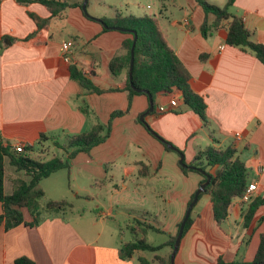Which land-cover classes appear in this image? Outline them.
<instances>
[{
	"label": "crops",
	"instance_id": "obj_1",
	"mask_svg": "<svg viewBox=\"0 0 264 264\" xmlns=\"http://www.w3.org/2000/svg\"><path fill=\"white\" fill-rule=\"evenodd\" d=\"M60 1L71 6L57 16H50L49 9L37 2L24 5L0 0V135L11 146L24 142L29 157L33 154L40 159L51 153V158L65 159L67 150L62 146L69 136L109 120L111 129L104 142L76 153L70 159V167L64 169L67 174L73 172L88 178L85 185L74 183L78 191L71 190L72 196L80 200L77 201L80 207L63 195H53L45 186L70 188V179L59 185L56 180L48 181L59 170L38 184L45 200L39 201L37 224L30 225L33 218L27 208H21L25 223L8 230L0 223V264H9L23 255L36 264H137L135 256L145 258L144 251L135 250L130 256H123V245L134 241H123L120 229L123 221L136 222L140 232L145 229L142 224L153 226L145 233L147 243L154 232H165L168 239L174 235L202 176L195 171L182 172L178 153L165 149L145 126L178 148L187 165L207 146L232 145L245 163L249 184L256 185L249 199L232 201L221 225L212 218L208 194H202L193 206L191 224L180 239L174 264H216L218 258L224 264L252 263L264 232V203L247 227L242 223L250 200L264 197V65L251 52L225 43L226 20L204 37L201 32L204 11L197 0H162L166 4L148 7L149 14L145 8L143 13L132 10V6L145 7L140 0H88L87 15L94 18H113L117 12L122 16H154L168 45L189 71L190 88L206 102L207 122L203 123L183 104L179 90L171 94L160 92L153 99V110L144 115L142 122L140 115L149 107L148 97L140 93L129 100L125 72L116 76L108 69L111 58L124 52L122 42L128 34L105 28L96 19L88 18L81 8L84 0ZM123 7L127 9L123 11ZM229 10L241 19L252 40L264 44V0H234ZM28 12L49 21L35 37L22 43L19 40L37 31ZM212 19L209 14L208 23ZM64 42L70 46L69 62L63 60ZM70 63L76 64L103 92L85 90L71 79L66 70ZM172 98L177 100L174 109L157 111L158 105H166ZM115 110L122 114L111 119ZM235 133L240 134V140L235 139ZM51 150H61L64 155ZM209 171L213 173L215 168ZM160 178L169 180L163 187L167 192L164 203L169 207V216H163V228L156 223H163L161 213L138 216L123 209L124 201L119 197L140 192L148 180ZM14 179L29 180L5 159V194L13 190ZM94 185L99 187L97 194L103 189L111 191L107 186H112L118 196L112 198L115 204L100 201L92 193ZM48 200H66L72 210H80L73 220L66 219L61 215L64 210L42 209ZM78 223L81 226L77 227ZM89 225L100 226L95 235L89 233ZM164 247L166 252L161 256L168 257L172 249Z\"/></svg>",
	"mask_w": 264,
	"mask_h": 264
},
{
	"label": "trees",
	"instance_id": "obj_2",
	"mask_svg": "<svg viewBox=\"0 0 264 264\" xmlns=\"http://www.w3.org/2000/svg\"><path fill=\"white\" fill-rule=\"evenodd\" d=\"M18 4L27 5L37 2L46 6L50 12V16H57L67 7L71 6L67 1L60 0H14ZM204 11L203 24L201 25L202 35L208 36L212 29L220 26L223 20L227 21V36L225 43L243 51H249L254 54L258 61L264 65V44L257 43L250 37L249 30L245 27L240 18L235 17L229 10L234 0H226L224 6H216L205 0H197ZM79 7L81 5H78ZM211 14L213 19L210 23L207 21V16ZM37 26V31L28 34L25 38L19 40L24 43L30 38H33L42 29L48 26V18H42L28 12ZM100 19V18H99ZM100 21L108 27L120 26L126 30L136 32V42L134 46L133 69H132V84L139 88L140 91H135L129 83V61L130 49L133 42V33L126 32L128 38L122 42L123 53L113 56L108 63V69L113 75H119L125 72V91L128 93V98L131 100L135 94H150L152 98L157 93L163 92L171 94L173 90H179L183 98V104L191 111L196 113L203 123L207 122L205 114L206 102L204 98L195 93L189 85L191 76L187 68L178 59L174 50L168 45L164 38L163 31L160 29L157 19L150 15H126L122 16L119 12L113 18H101ZM100 23V22H99ZM71 79H75L85 90L101 93L102 90L95 86L89 77L85 75L74 63H70L66 68ZM120 110H115L111 114V119L116 115H121ZM111 120L106 124L96 123L91 129L78 135H71L68 138L67 144L62 147L67 150L65 159L59 157L50 158L44 162L30 158L27 153L16 152L11 144L3 142L0 135V202L2 203L3 211L0 213V223H4L6 230L15 227L24 222L21 208H27L33 221L30 225H35L39 222L40 204L39 200L43 197V190L38 187L39 182L62 169L70 167V159L80 151H88L91 147L97 146L104 142L109 136L111 129ZM146 129L156 136L163 144L165 149L170 150L168 145H172L165 141L162 137L151 131L147 126ZM41 136L45 135L41 134ZM173 146V145H172ZM25 148V146H24ZM28 148V146H26ZM175 150H178L174 146ZM174 150V151H175ZM236 149L232 145L226 147L207 146L198 153L194 161L190 165L200 167L204 170L215 168V172L209 173L210 182L207 184L204 191L198 194L197 201L202 194H208L212 207L213 220L217 225L227 218L229 205L237 198H243L246 192L249 181L247 178V168L245 163L236 155ZM5 159L14 166L16 171H22L28 176L29 180L14 179L13 190L10 194H5L4 190V167ZM182 172L195 171L202 176L201 182L206 178L197 170L179 165ZM141 171V170H140ZM193 192L187 202V206L193 198ZM196 201V202H197ZM264 203V197L251 199L244 212L243 226L247 227L257 208ZM71 204L66 200L46 201L42 209L47 211H57L66 209ZM187 208V207H186ZM193 210V208H192ZM191 217V214H190ZM188 217L183 235L188 231L191 218ZM181 219L177 224V231L174 235L164 243L152 245L146 242L145 233L148 229H154L153 226L145 225L142 230L143 237L136 238L134 241L127 242L123 245L124 257L132 254L135 250L139 251H157L161 247L169 246L172 249L174 239L178 232V227ZM25 223V222H24ZM135 231V230H134ZM170 255L162 257L159 254L153 256V260L149 261L144 257H139L140 264H170ZM264 264V232L260 235V241L255 252L252 264ZM9 264H36L32 259L26 256L15 258ZM216 264H224L221 258H218Z\"/></svg>",
	"mask_w": 264,
	"mask_h": 264
},
{
	"label": "rangeland",
	"instance_id": "obj_3",
	"mask_svg": "<svg viewBox=\"0 0 264 264\" xmlns=\"http://www.w3.org/2000/svg\"><path fill=\"white\" fill-rule=\"evenodd\" d=\"M124 1V0H123ZM132 1V0H130ZM143 2V4H145V7H141L139 8H134L132 6V10L135 12H142L143 13V9L145 8V11L147 14H149V10L148 7H152L154 8L155 3L159 4V3H165L167 1H162V0H140ZM210 2H213L214 5L216 6H222L225 3V0H207ZM88 0H86V5H87ZM160 7V6H159ZM127 8L123 7L122 10L125 11ZM160 9V8H159ZM168 10V9H167ZM88 9L86 6V13H87ZM170 12V10H168ZM136 14V13H135ZM141 16V15H139ZM52 153H56L59 156H63L64 152L61 150H51ZM32 158L44 162L48 159L51 158V153L48 155H44V157L38 159L35 155L31 154ZM52 179L48 180L50 182H53V180H56L55 182L58 183V185L60 184V182L65 183L68 181V179H70V188H63L60 189L59 186H54L53 188H50L49 185H45L48 190H50V193H52L53 195H63L65 197H67V199L69 201H72L73 203H75V205H79L80 207V203L77 201L80 200H76L72 194H71V190L78 191L75 189V182H78L80 185H85L88 182V178L85 175H75L73 174H67V172L62 169L61 171H59L57 173V175H54V177H51ZM52 180V181H51ZM139 181L142 182L141 177L139 178ZM168 178H160V179H154V180H148L147 184L145 187L140 188V192H128V193H123L121 195H119V197L124 201L121 205L122 208L125 209L126 211L129 212H133L135 214L142 215L146 212L149 213H154V214H162V222H156L159 223L160 227L163 226L164 224V215L169 216L168 213V205L166 203H164V200L167 199V192L165 190H163L164 185L166 184V182H168ZM47 183V182H46ZM64 187V186H63ZM111 191H107L106 189H103L99 194L96 193V191H99V187L98 186H93V194H95L96 196L99 197L100 201H104L107 205L113 206L115 203V198L117 195L115 193H113V189L112 186H107ZM52 189V190H51ZM56 190V191H53ZM58 189V192H57ZM118 197V196H117ZM45 197H41L40 198V202H44ZM113 201V203H112ZM39 202V203H40ZM85 205V202H84ZM197 206V205H196ZM171 208V207H170ZM197 207L194 208V211L192 213V216L194 215V212L196 210ZM64 211L61 212V215L63 217H65L66 219H72L76 217V214L78 212V210H80V208H74V210H72V208L69 206L66 209H62ZM145 215V214H144ZM161 217H159L160 219ZM121 221V220H119ZM131 220H129V222L127 221H123L120 224V229L122 232L123 236V241H129V240H135L136 238H140L143 234L140 232V230L138 229V224L136 222H132L130 223ZM75 222V221H74ZM112 223V222H111ZM77 224V223H76ZM77 227L81 226L80 223H78V225H76ZM100 228V226H96L95 228L92 227L91 225H89V233L95 235V233L98 231V229ZM163 228V227H162ZM108 229L105 230L104 234L106 233ZM135 230V231H134ZM149 243L151 244H159V243H163L168 239V236L166 235L165 232H154L151 233V238L149 237ZM164 252H166L165 247H161L160 249H158L157 251H144L143 255L145 256L146 259H148L149 261L153 260V256L155 254H159V255H163ZM171 254V253H170ZM135 262L137 264H139V259L137 258V256H135Z\"/></svg>",
	"mask_w": 264,
	"mask_h": 264
},
{
	"label": "water",
	"instance_id": "obj_4",
	"mask_svg": "<svg viewBox=\"0 0 264 264\" xmlns=\"http://www.w3.org/2000/svg\"><path fill=\"white\" fill-rule=\"evenodd\" d=\"M82 10H83V13L88 17V18H91V19H96L97 21H99L105 28H112V29H117V30H121L122 32H130V33H133V42H132V45H131V49H130V61H129V83H130V86L135 90V91H140L139 88H136L131 80H132V69H133V57H134V46H135V42H136V32L135 31H132V30H126V29H123L122 27L120 26H112V27H108L106 26L104 23H102L100 21L99 18H94V17H91L89 15H87V13L85 12L86 11V0L83 1V4L81 6ZM147 97L149 99V107L147 109V111L144 113V114H141L140 115V120H142L143 122V117L144 115H146L147 113L151 112L153 110V98L150 94H147ZM169 149L171 150H175L174 146L172 145H168ZM178 155H179V164L183 167H186V168H189V169H193V170H197L199 171L200 173H202L204 176H205V180L203 182H201L198 186V188L196 189L195 193L193 194V198L192 200L190 201V203L188 204L187 208H186V211L184 213V216H182V219L180 221V224H179V227H178V232H177V235H176V239H174V242H173V246H172V251H171V254H170V261L169 263L170 264H174V261H175V256H176V252L178 250V247H179V243H180V239H182V235H183V229H184V225L188 219V217H190V214H191V211H192V208L193 206L195 205L196 201H197V197H198V194H200L202 191L205 190L207 184L210 182V175L209 173L200 168V167H195V166H192V165H187L186 162H184V155L181 151L179 150H175ZM130 256V254H129ZM249 264H252V263H249ZM254 264H263V263H254Z\"/></svg>",
	"mask_w": 264,
	"mask_h": 264
},
{
	"label": "built area",
	"instance_id": "obj_5",
	"mask_svg": "<svg viewBox=\"0 0 264 264\" xmlns=\"http://www.w3.org/2000/svg\"><path fill=\"white\" fill-rule=\"evenodd\" d=\"M69 43L64 42L61 45V50L63 52V60L65 62H69V56H68V52H69ZM177 100L172 98L170 99V101L165 105V104H160L157 106V111L159 112H169L172 109H174L177 106ZM240 134L239 133H235V139L236 140H240ZM24 142H17L15 145H12V148L14 149V151L16 152H24L25 148H24ZM256 189V185H254V183H250L248 184V187L246 189L245 194L243 195L244 199H249L252 192L255 191Z\"/></svg>",
	"mask_w": 264,
	"mask_h": 264
}]
</instances>
